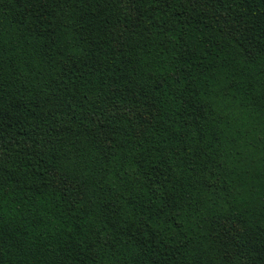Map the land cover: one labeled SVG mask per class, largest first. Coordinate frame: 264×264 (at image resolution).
Wrapping results in <instances>:
<instances>
[{
  "label": "trees",
  "instance_id": "16d2710c",
  "mask_svg": "<svg viewBox=\"0 0 264 264\" xmlns=\"http://www.w3.org/2000/svg\"><path fill=\"white\" fill-rule=\"evenodd\" d=\"M0 264H264V0H0Z\"/></svg>",
  "mask_w": 264,
  "mask_h": 264
}]
</instances>
